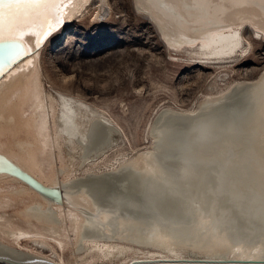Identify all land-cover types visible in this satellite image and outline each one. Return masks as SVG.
<instances>
[{
  "label": "bare ground",
  "instance_id": "6f19581e",
  "mask_svg": "<svg viewBox=\"0 0 264 264\" xmlns=\"http://www.w3.org/2000/svg\"><path fill=\"white\" fill-rule=\"evenodd\" d=\"M133 1L169 50L197 47L191 58L203 66L248 57L244 26L264 40V0ZM93 5L96 21L108 15V0H64V27ZM0 7L17 11L4 0ZM46 15L50 9L31 6L16 17L35 22L20 30L19 39L34 53L0 81V154L43 186L58 188L67 204L0 172L40 199L27 206L29 217L48 220L42 229L13 225L3 209L14 199L1 194L3 233L16 247L0 241V259L66 264L61 254L54 263L18 250L32 236L50 237L59 249L71 245L75 264L92 252L91 262L113 263L128 247L136 254L117 264H264V69L203 97L195 107H161L146 127L149 147L121 153L99 170L92 167L121 138L120 130L97 117L82 136L67 119L69 128L62 131L82 146L81 165L67 172L54 130L56 100L41 79V53L54 35L36 48ZM6 40L11 39L5 34L0 42Z\"/></svg>",
  "mask_w": 264,
  "mask_h": 264
},
{
  "label": "rangeland",
  "instance_id": "374dc122",
  "mask_svg": "<svg viewBox=\"0 0 264 264\" xmlns=\"http://www.w3.org/2000/svg\"><path fill=\"white\" fill-rule=\"evenodd\" d=\"M108 9V15L96 21L93 5L82 18L54 34L41 53V79L56 100L54 130L61 140L59 158L67 172L78 170L82 159V146L62 131L69 128L67 119H71L70 128L82 136L97 117L120 130L118 144L92 167L99 170L121 153L149 147L146 127L161 107H195L203 97L219 93L234 81L253 79L264 69V40L257 39L248 25L242 28L244 44L250 48L248 57L231 64L203 66L191 58L197 47L169 50L133 0H108ZM1 194L14 199L12 207L3 209L4 217L13 225L30 230L42 229L48 223L43 217H29L27 206L40 199L18 182L0 177ZM3 225L4 220L0 221V241L16 247L3 233ZM17 248L54 263L61 254L66 264H75L72 246L59 249L50 237L29 236ZM135 251L126 248L113 263L98 259L91 262L93 252L79 260L81 264H117Z\"/></svg>",
  "mask_w": 264,
  "mask_h": 264
},
{
  "label": "water",
  "instance_id": "95a60500",
  "mask_svg": "<svg viewBox=\"0 0 264 264\" xmlns=\"http://www.w3.org/2000/svg\"><path fill=\"white\" fill-rule=\"evenodd\" d=\"M1 1V0H0ZM65 25L64 19H61V23L56 24L55 27L49 31L48 26L43 31L40 39L38 40V49H42L47 41L58 31H60ZM47 32V35L44 33ZM33 51H29L27 45H25L21 40H16L13 42L12 40H6L0 42V81L4 78V76L14 68H16L18 63L22 61L30 60L33 56ZM0 172L7 173L11 176H15L22 180L23 182L30 185L40 194L45 197L54 200L58 204H67L65 199L61 195V191L58 188H50L43 186L40 182H38L34 177L27 174L15 164L10 162L4 155L0 154ZM3 262H11L13 264H32V263H17L8 259H0ZM45 264H53L51 262H41ZM34 264V263H33Z\"/></svg>",
  "mask_w": 264,
  "mask_h": 264
},
{
  "label": "snow or ice",
  "instance_id": "6c2138e0",
  "mask_svg": "<svg viewBox=\"0 0 264 264\" xmlns=\"http://www.w3.org/2000/svg\"><path fill=\"white\" fill-rule=\"evenodd\" d=\"M8 5V8H15L16 13H9V11L0 7V39L7 38L13 42L22 38L21 29L24 27L32 26L34 21L25 18L23 21L16 19L20 15V9L24 7H44L51 10V15L45 16L44 22L48 26V30L51 31L56 24L61 23L60 9L64 4V0H4ZM54 21V22H53ZM47 35V32L44 33Z\"/></svg>",
  "mask_w": 264,
  "mask_h": 264
}]
</instances>
